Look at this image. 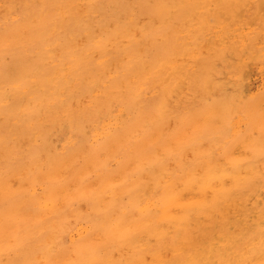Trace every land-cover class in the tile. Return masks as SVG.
<instances>
[{"label":"rangeland","instance_id":"obj_1","mask_svg":"<svg viewBox=\"0 0 264 264\" xmlns=\"http://www.w3.org/2000/svg\"><path fill=\"white\" fill-rule=\"evenodd\" d=\"M103 1L104 0H70V1L57 0L54 3L55 5L52 4L51 6L48 5L47 1L45 0H41V1L40 0H22V1L0 0V8L2 9L4 8L3 6H5V9H7V10L3 9L0 11V24L3 23L0 25V50L2 49L0 51V54L4 56L3 57L0 55L1 58L0 61H2L0 62V68L7 64L5 66V69L7 70L5 74L6 78L2 79V77H0V108H1L0 109V140L4 139L3 142H0V146L1 145L4 146L5 144L4 148L0 147V185H1L0 188L3 189V190L0 189V228H1L0 264H13V263L14 264L16 263L17 264L18 263L19 264H29V263L30 264L32 263L33 264L34 263L35 264L36 263L37 264H58V263L78 264L79 261L81 262V260L84 261L85 259L88 258L89 251L84 250L83 253L84 258L82 257L80 259V257L77 255L76 248L74 247V241H76L79 237L86 235L87 232L90 230L92 224L99 221L104 213L112 214L114 217H117L123 212L128 213V217L130 216L132 217L133 227L135 226L136 222L138 221L137 218L138 213L132 210V208L130 207L129 197L127 193L136 184H138L141 187L143 186L145 187L147 185L145 188L148 191H152L153 190L152 186H154L153 185L154 181L150 176H148L150 170L152 172L158 173L160 177H162V170L169 174L173 173L172 175H175V173L178 171L180 167L190 168V169L197 168L196 172H199L198 169L199 168L201 169L203 166L201 165V163L202 162L205 163L206 161H210L212 164L225 166V167H233L235 163L241 162L244 163V166L252 167L253 170L256 172L254 174V172L252 173L250 171V168H245V167L242 168L245 170L244 175L248 177L246 178L247 180L246 186L230 194L226 202H223V204L220 206V210L211 212L209 216H205L203 214H196V215H190L189 218L184 219L187 220V222L186 221L185 222L187 223L188 230L187 231L183 230L182 233L183 236L187 235L188 237H190L185 243H184L185 240H182L183 242L182 247L184 248V250L196 249L198 252L205 253L206 251L204 247L205 245L208 244V242H210L213 245V246L211 245L212 247L226 245L231 243L233 239H240L241 237L239 235H243L246 231L259 230L261 231L264 237V172H263L264 170V162H263L264 161V99H263L264 97V0H242L241 3L235 4L236 6L234 5L235 7L231 8L234 10L235 14L234 13L233 14L235 16L233 14H225V15L223 14L219 16L214 15L211 10V8H213L212 3H209L206 4L205 8L207 9L209 8L210 13L208 11H205L203 7H202V12L197 10H189L187 14H184V16L182 15V17L177 22L174 29H171L169 28V26H167L168 18H172L174 15V8H170L171 10L170 9L168 10L167 13L168 15H165L163 20L160 19L159 16L157 15V12H155L157 8L160 5H162L161 1L170 2L172 0H168V1L148 0V2L147 0H143L145 3H143L142 0H121L122 1L121 6L123 5V7L119 6L121 8L115 5L114 2H112L111 0H105L104 2ZM177 1H179L180 3H176ZM205 1L207 2L208 0ZM172 2L176 3V6L183 5L184 7H187L190 6L192 2H194V0H182V1L173 0ZM243 3H245V5ZM152 6H154L156 9L153 8ZM19 11L21 13H19ZM31 11L33 12L35 11V12L33 13ZM150 11H152L153 13L151 12L150 14L149 13ZM76 13H77L76 16L82 18V22L79 23L80 25L75 24L74 26H72L71 35L70 36L66 35L67 37L63 39L64 32L57 30L56 27H58L57 25H59V28L66 27L67 26L66 21H68V19L74 16ZM48 14L50 16H48ZM117 14H119L120 16ZM23 15L26 16L25 19ZM145 15L147 17L146 20H144ZM199 15H204V21H203L204 26L202 27H201L202 24H198V20L200 17ZM208 15L209 17H207ZM57 17L59 18L60 22H58ZM65 17H67V19ZM211 19L212 21L213 19L215 21L212 22V26L210 24ZM119 21H121V23ZM129 21H131V23ZM156 22H158L159 26L157 25ZM108 23H110V26ZM124 23L125 26L128 27L127 30L128 33L129 32L132 33V34L130 33L128 34L130 37L121 35L120 25L118 26V24H124ZM206 26L209 29L206 28ZM100 27L102 29H100ZM160 28H162L161 31ZM37 29L45 30V33L42 36L43 39H37V37L35 36L36 35L35 32ZM148 29L150 30L148 31ZM224 30L226 32V35ZM190 33L198 34V37L191 38ZM151 34L153 35L151 36ZM169 36H172L173 39H168ZM226 38L228 39L226 40ZM216 39H218L219 42ZM169 41H172V46L170 50L171 55H167V56L171 57L174 60V62L176 61L175 63L179 62L178 71L182 73L181 74L182 82L180 83L181 89L178 92L170 91L165 96L167 100V106L166 107L164 106L163 110L166 113L164 112L165 114L164 119L160 120L155 125V129L157 128L156 131L158 132L157 134L155 129L152 130L150 128L151 126L150 124L154 125V122L151 120L153 119V115L156 114L154 105L159 100L162 99L161 89L163 83L161 84V79L165 80V78L164 76L161 77V75L160 78L155 77V72L152 70L153 69L152 65L147 58H149V56L152 53H157L158 57L163 56V54L160 53L162 52V50L160 49V51H157V49L159 47L163 49L166 45V42ZM33 42H36V44ZM15 44L18 45L15 46ZM118 44L121 46H119ZM126 45L129 48L131 46L132 48L131 51L133 53L131 51L128 52L127 50L128 47ZM144 45H146V47ZM190 47L195 51H192ZM102 48L105 49L104 54L101 50ZM141 51L142 53H140ZM219 51L223 52L222 58L217 56V53ZM22 52L24 53L23 57H21ZM179 53L182 55H180ZM31 54L33 55V57ZM75 56L80 57V59H78L77 61H73L72 57ZM198 56L203 58L212 56L213 58L212 61L213 69L211 70V68L209 67L208 81L206 82L197 83L191 81L188 76L189 70L192 67V61L194 60V58ZM112 58L115 59L114 62ZM16 59L18 61H22V66L18 70L21 76L18 74L19 75L18 78L16 77V70L14 67ZM138 59H142V64H140L141 68L138 67L139 65L137 62ZM32 60L35 61L33 62ZM29 62H31V64ZM199 67L206 68L205 65H201V64ZM56 68L57 70L55 71ZM104 70L107 73H105ZM11 71L15 75L12 74L11 76ZM43 71H45L46 75L43 77L38 76ZM75 71H78L80 73L77 76H75L74 75ZM209 77L211 79H209ZM126 78L128 79V81ZM29 80L32 82H30ZM61 80L64 81L62 82ZM20 81L25 83H27L26 81L30 82L29 85H31L33 90L24 93L23 92L21 93V91L16 92V89L18 88L19 89L22 88L23 90V84L20 83ZM55 83L58 85H56ZM64 83H66L67 85ZM205 88L207 90H204ZM40 95H42L41 96L42 98L40 97ZM136 95H138V100H136ZM65 96H67L66 97L67 100L65 99V102H63L60 105L61 107L57 108L56 110V108H54V105L56 103L58 104L59 99L64 98ZM17 97H18V101L17 103H15ZM220 97L221 98L231 97L227 101V108L230 106L228 108L230 110V114L228 113L229 115L227 116V119L225 121L221 120L218 116L213 115L214 113L205 112L206 108H209V106L212 107L214 105L213 101L215 102L221 99ZM244 98H246V100ZM29 99L30 102H28ZM131 99H134L135 102L134 109L136 111L132 109L133 111L131 110L128 112L126 110L127 102L128 100ZM35 109L37 111H35ZM49 109L51 112L48 111ZM209 109H215V108H209ZM53 110H55L57 113L54 112ZM37 112L38 114H36ZM44 112L45 113L47 112L46 114L48 115H46ZM16 113L18 116L16 115ZM100 113H102V115ZM132 113L134 114L139 113V116L137 118L138 123L135 122V124L132 123L124 128H121L118 130L117 136L108 138L106 134L107 131H109L110 129H117L121 121H127L131 115L132 116L134 115ZM31 114L34 115V116L32 115L34 119L31 116ZM6 116L8 119L6 118ZM9 116H11V118H9ZM205 116L207 118H210L212 122L203 124L202 121L205 119L204 118ZM75 117H77V119L80 120L76 125L77 127L75 125L71 127L69 125V121L71 118H75ZM101 119L102 121H100ZM5 120H7L6 123L4 122ZM91 120L94 121L93 122L94 124H92ZM96 120L98 121L96 122ZM17 123L20 125V128L23 126L21 128V131H19L18 134L8 133L7 131L8 126L12 124L16 125ZM38 123H41L43 127L47 128L46 129L47 134L44 137L45 141L43 140V137L41 138L40 135L42 128L39 129L38 126L36 127ZM49 123H52V125L50 126ZM86 124L87 127L85 126ZM141 124L143 127L141 126ZM121 132H123L122 137H121ZM112 139L114 142H112ZM180 141L182 142L180 143ZM105 142L108 144H106ZM45 144H47L46 150H42L41 147H44ZM64 144L66 147L64 146ZM109 144L112 147H110ZM112 144H114L115 147ZM238 144H240L241 147V148L239 147V149H238L239 146ZM156 147L158 148L156 149ZM75 148H77V150ZM78 148L79 149L81 148L80 151ZM84 148L87 151L83 150L82 152V149ZM172 150H174V152H172ZM235 151L236 154L234 153ZM81 152H82V156H80ZM88 152L89 154L91 153L92 154L89 155ZM68 153L70 156L68 157L70 159L69 161H67L66 159ZM73 153L76 155H74ZM188 153L190 156L188 155ZM71 157L74 159H72ZM163 157H165L166 160ZM187 157L188 158L190 157L189 160ZM57 159L60 161L59 163H55ZM159 159H161L160 160L161 162L159 161ZM50 160H53L54 163H51ZM156 162L161 164L160 165L156 164ZM180 162L182 163L180 164ZM64 163L68 167L67 166L65 167ZM72 167L74 168L75 171L73 170ZM81 170L82 172H80ZM91 170L93 171V173ZM14 172L15 174L18 175H14ZM58 172L60 173L59 176H58ZM41 174L45 176L48 175V179H46L47 177H44L43 180V175ZM246 174L247 175L250 174V175L247 176ZM39 176L40 179L38 178ZM52 178L54 179L52 180ZM25 180L29 182V184L27 183L28 186L30 185L29 187L25 185L26 184L24 183ZM150 180L152 181V183ZM6 182L8 183L6 184ZM17 183H19V185ZM5 190L7 192H5ZM209 192L210 190H208L205 193L206 198L210 197L211 193ZM5 193L6 195L4 196ZM13 195L15 196V198ZM29 195H32V198L30 197L29 199ZM33 196L35 198H33ZM188 196L190 197L189 193L181 192V198H180L181 205L186 203V200L189 198ZM44 197H48L45 200L47 201L48 206H46V208H44L42 211V209H40V205L41 202L45 199ZM61 200L64 203H62ZM102 201H104L105 203ZM23 202H25L26 204ZM59 202L61 203V206ZM20 204H22L23 206ZM19 207L22 210L19 209ZM183 209H184L183 206L173 208V210L179 214H183ZM40 210L42 211L41 216H40ZM51 211L53 212L51 213ZM100 212L101 214H98ZM47 213L48 214L50 213L49 219L51 218V220L48 219ZM42 215H44L45 218L44 216L42 218ZM9 219H11L10 220L11 222L9 221ZM53 221L55 222L53 223ZM47 223H50L52 228L46 230ZM59 223L60 225H58ZM30 226L31 228H33L32 230ZM37 226L39 227L37 228ZM53 226L57 229H55ZM17 235H19L20 237ZM9 237H10V241L8 240ZM169 240L170 238L168 237L166 244ZM151 241L153 242V238H151ZM90 242L104 243L107 249L109 250V253L111 254L112 258L117 259L118 261H121L124 264H126V260L129 254L131 253V247L128 244L126 243L119 244L117 241L113 239L103 238V234L99 231H92L90 233ZM56 243L57 245H55ZM116 243L119 245H117ZM40 244L41 246L39 247L38 245ZM17 248H19L20 250ZM22 248L23 250L26 251H23ZM122 248H123V252L121 250ZM43 250L45 251L42 252ZM6 251L9 253H7ZM244 252H247V249ZM16 253L17 254L20 253V254L17 255ZM170 255L171 252L168 249V247H164L163 255H162L163 258H168ZM208 255L212 259L210 261L213 264H217V257L211 256L210 251L208 252ZM142 256L146 264H152V259L150 254L143 252ZM32 257L33 258L37 257L36 258L37 262ZM68 257L69 258L73 257V258L72 259L70 258L68 260ZM41 259L42 260L44 259L43 261H45L46 263L43 262ZM72 260H74L75 262ZM239 262H242V264H264V250L262 252H259V254L256 257H251L250 255L244 253L240 261L238 260V257H233L232 259L230 258V264H239Z\"/></svg>","mask_w":264,"mask_h":264},{"label":"bare ground","instance_id":"obj_2","mask_svg":"<svg viewBox=\"0 0 264 264\" xmlns=\"http://www.w3.org/2000/svg\"><path fill=\"white\" fill-rule=\"evenodd\" d=\"M22 1V0H21ZM41 1V0H40ZM47 1V4L48 5H51L54 4L56 1L55 0H45ZM65 1V0H64ZM70 1V0H69ZM105 1V0H104ZM103 1V2H104ZM112 2H114L115 5H117L118 7L121 6L122 4V1L121 0H111ZM143 1V0H142ZM150 1V0H149ZM166 1V0H164ZM168 1V0H167ZM173 1V0H172ZM162 2L161 1V4L157 10L155 12H157V15L159 16L160 19L163 20L164 16L165 15H168V10L170 8H174V15L172 18H168V22H167V26H169V28L171 29H174L177 22L180 20V18L182 17V15L184 16V14H187L189 10H197V11H200L202 12V7L205 11H208L210 13V10L209 8H205L206 4H209V3H212V6L213 8H211L212 12L214 15H225V14H235L234 10L231 9L232 7H235L236 5L235 4H238V3H241L242 0H208L207 2L205 0H194V2H192V4L190 6H187V7H184L183 5H179V6H176V3H180L179 1H177L176 3L174 2ZM175 1V0H174ZM182 1V0H181ZM18 2V1H17ZM29 2V1H28ZM62 2V1H61ZM91 2V1H90ZM88 2V3H90ZM99 2V1H98ZM101 2V1H100ZM107 2V1H106ZM140 2V1H139ZM148 2V0H147ZM15 3V2H14ZM40 3V2H39ZM71 3V2H70ZM143 3H145L143 1ZM258 3V2H257ZM6 4V3H5ZM38 4V3H36ZM35 4V5H36ZM68 4V3H67ZM113 4V5H114ZM141 4V3H140ZM139 4V5H140ZM245 5V3H243ZM18 5V4H17ZM23 5V4H22ZM32 5V4H31ZM33 5V6H35ZM43 5V4H42ZM55 5V4H54ZM81 5V4H80ZM101 5V4H100ZM125 5V3H124ZM129 5V4H128ZM127 5V6H128ZM235 5V6H234ZM38 6V5H37ZM104 6V5H103ZM186 6V5H185ZM258 6V4H257ZM4 8H0V11L1 10H7L5 9V6H3ZM14 7H15V4H14ZM20 7V6H19ZM22 7V6H21ZM29 7V6H28ZM62 7V6H61ZM72 7V6H71ZM75 7V6H74ZM73 7V8H74ZM101 7V6H100ZM123 7V5L121 6ZM119 7V8H121ZM130 7V6H129ZM140 7V6H139ZM138 7V8H139ZM153 8L156 7V4H155V7L152 6ZM260 7V6H259ZM11 8H12V5H11ZM34 8V7H33ZM85 8V6H84ZM115 8V7H114ZM133 8V7H132ZM15 9V8H14ZM37 9V8H36ZM51 9V8H50ZM56 9V8H55ZM60 9V8H59ZM71 9V8H70ZM75 9V8H74ZM113 9V8H112ZM123 9V8H122ZM146 9V8H145ZM156 9V8H155ZM34 10V9H33ZM42 10V9H41ZM52 10V9H51ZM85 10V9H84ZM103 10V9H102ZM106 10V9H105ZM139 10V9H138ZM151 10V9H150ZM171 10V9H170ZM238 10V9H237ZM258 10V9H257ZM9 11V10H8ZM21 11V10H20ZM19 11V13H21ZM24 11V10H23ZM40 11V10H39ZM54 11V10H53ZM63 11V10H61ZM60 11V12H61ZM71 11V10H70ZM78 11V10H77ZM80 11V10H79ZM86 11H87V8H86ZM122 11V10H121ZM133 11V10H132ZM143 11V10H141ZM146 11V10H145ZM263 11V10H262ZM33 12V11H31ZM35 12V11H34ZM33 12V13H34ZM37 12V10H36ZM57 12V11H56ZM72 12V11H71ZM105 12V11H104ZM112 12V11H111ZM123 12V11H122ZM130 12V11H128ZM140 12V11H139ZM152 11H150L149 13L151 14ZM154 12V13H155ZM257 12V11H256ZM4 13V12H3ZM15 13V12H14ZM48 13V12H47ZM67 13V12H66ZM87 13V12H86ZM120 13V12H119ZM138 13V12H137ZM143 13V12H142ZM153 13V12H152ZM58 14V13H57ZM61 14V13H60ZM82 14V13H81ZM85 14V13H84ZM101 14V13H100ZM121 14V13H120ZM144 14V13H143ZM142 14V15H143ZM149 14V15H150ZM196 14V13H194ZM233 14V15H234ZM262 14V13H261ZM29 15V14H28ZM30 15H33V14H30ZM52 15V14H51ZM77 13L70 17L68 19V21H66L67 23V26L64 27V28H59V25H57L58 27L57 30L59 31H63L64 34H63V39H65V37H67L66 35H71V29H72V26H74L75 24H79L82 22V18L79 17V16H76ZM96 15V14H95ZM112 15V14H111ZM119 15V14H117ZM128 15V13H127ZM133 15V14H132ZM139 15V14H138ZM141 15V16H142ZM147 15V14H146ZM145 15V18L144 20L147 19ZM190 15V14H189ZM198 15V13H197ZM24 16V15H23ZM48 16H50L48 14ZM82 16V15H81ZM89 16V14H88ZM94 16V15H93ZM120 16V15H119ZM123 16V15H122ZM125 16V15H124ZM140 16V15H139ZM199 20H198V24H202V26H204V15H199ZM235 16V15H234ZM238 16V15H237ZM263 16V15H262ZM26 16H24V19H25ZM28 17V16H27ZM56 17V16H55ZM106 17V16H105ZM132 17V16H131ZM156 17V16H155ZM188 17V16H187ZM209 17V15L207 16ZM239 17V16H238ZM16 18V17H15ZM32 18V17H31ZM43 18V17H42ZM52 18V17H51ZM58 18V17H57ZM62 18V17H61ZM67 19V17H65ZM84 18V17H83ZM87 18V17H86ZM90 18V17H89ZM107 18V17H106ZM129 18V17H128ZM126 18V19H128ZM141 18V17H140ZM192 18V17H191ZM240 18V17H239ZM7 19V18H6ZM122 19V18H120ZM124 19V18H123ZM125 19V20H126ZM139 19V18H138ZM183 19V18H182ZM31 20V19H30ZM50 20V19H49ZM58 22L59 21V18L57 19ZM88 20V19H87ZM133 20V19H132ZM156 20V18H155ZM161 20V21H162ZM208 20V18H207ZM222 20V18H221ZM16 21V20H15ZM34 21V20H33ZM84 21V20H83ZM93 21V20H92ZM112 21V20H111ZM136 21V20H135ZM153 21V20H152ZM159 21V20H158ZM214 21V19H213ZM212 19H211V26H212ZM6 22V21H5ZM17 22V21H16ZM57 22V21H56ZM62 22V21H61ZM91 22V21H90ZM121 23V21H119ZM131 23V21H129ZM137 22V21H136ZM215 22V21H214ZM228 22V21H227ZM89 23V22H88ZM105 23V22H104ZM145 23V22H144ZM157 25H158V22H156ZM206 23V22H205ZM207 23V24H209ZM218 23V22H217ZM222 23V22H221ZM220 23V24H221ZM246 23V22H245ZM3 24V23H1ZM0 24V25H1ZM15 24V23H14ZM13 24V25H14ZM37 24V23H36ZM57 24V23H56ZM109 26H110V23H108ZM147 24V23H146ZM153 24V23H152ZM162 24V23H161ZM226 24V23H225ZM224 24V25H225ZM234 24V23H232ZM53 25V24H51ZM65 25V24H64ZM63 25V26H64ZM80 25V24H79ZM90 25V24H89ZM104 25V24H103ZM120 25V29H121V35H124L126 37H128L129 33H128V27L125 26V23L124 24H118V26ZM131 25V24H130ZM141 25V24H140ZM148 25V24H147ZM151 25V24H149ZM239 25V24H238ZM78 26V25H77ZM102 26V25H101ZM113 26V25H112ZM154 26V25H153ZM156 26V25H155ZM159 26V25H158ZM163 26V25H162ZM161 26V27H162ZM192 26V25H191ZM195 26V25H194ZM200 26V25H199ZM210 26V27H211ZM220 26V25H219ZM222 26V25H221ZM235 26V25H234ZM251 26V25H249ZM9 27V26H8ZM53 27V26H52ZM91 27V26H90ZM114 27V26H113ZM132 27V26H131ZM198 27V26H197ZM200 27V28H201ZM217 27V26H215ZM229 27V26H228ZM7 28V27H6ZM78 28V27H76ZM138 28V27H137ZM206 28H208L206 26ZM36 29V28H35ZM98 29V28H97ZM100 29H102L100 27ZM132 29V28H131ZM145 29V28H144ZM162 28H160V31H161ZM166 29V28H165ZM164 29V30H165ZM209 29V28H208ZM249 29V28H248ZM76 30V29H75ZM126 30V31H125ZM143 30V29H142ZM150 29H148L149 31ZM212 30V29H211ZM242 30V29H241ZM29 31V30H28ZM52 31V30H51ZM86 31V30H85ZM105 31V30H103ZM217 31V30H216ZM223 31V30H222ZM49 32V31H48ZM77 32V31H75ZM95 32V31H94ZM136 32V30H135ZM142 32V31H141ZM156 32V31H155ZM154 32V33H155ZM165 32V31H163ZM186 32V31H185ZM225 32V30H224ZM36 37L37 39H43L42 36L43 34L45 33V30L44 29H37L36 30ZM54 33V31H53ZM56 33V32H55ZM82 33V32H81ZM97 33V32H96ZM143 33V32H142ZM159 33V32H158ZM180 33V32H179ZM184 33V32H183ZM219 33V32H218ZM238 33V32H237ZM31 34V33H30ZM49 34V33H48ZM52 34V33H51ZM90 34V32H89ZM132 34V33H130ZM156 34V33H155ZM210 34V33H209ZM239 34V33H238ZM253 34V33H252ZM251 34V35H252ZM27 35V34H26ZM29 35V34H28ZM58 35V34H56ZM136 35V34H135ZM153 34H151L152 36ZM161 35V34H160ZM225 35H226V32H225ZM233 35V34H232ZM245 35V34H244ZM73 36V34H72ZM134 36V35H133ZM145 36V35H144ZM150 36V35H149ZM157 36V35H156ZM163 36V35H162ZM221 36V35H220ZM250 36V35H249ZM46 37V36H45ZM44 37V38H45ZM130 37V36H129ZM135 37V36H134ZM190 37L191 38H196L198 37V34H191L190 33ZM212 37V36H211ZM223 37V35H222ZM228 37V36H227ZM231 37V36H230ZM246 37V36H244ZM33 38V36H32ZM72 38V37H71ZM74 38V37H73ZM85 38V37H84ZM114 38V37H113ZM117 38V37H115ZM140 38V37H139ZM160 38V37H159ZM225 38V37H224ZM31 39V38H30ZM82 39V38H81ZM121 39V38H120ZM123 39V38H122ZM137 39V38H136ZM168 39H173L172 36H169ZM201 39V38H200ZM221 39V37H220ZM228 38H226L227 40ZM79 40V39H78ZM111 40V39H110ZM132 40V39H131ZM152 40V39H151ZM154 40V38H153ZM156 40V39H155ZM164 40V39H163ZM184 40V39H182ZM205 40V39H204ZM218 41V39H216ZM241 40V39H240ZM35 41V40H34ZM74 41V40H73ZM137 41V40H136ZM197 41V40H196ZM221 41V40H220ZM37 42V41H36ZM36 42H33L36 44ZM71 42V40H70ZM80 42V41H79ZM123 42V41H122ZM164 42V41H163ZM184 42V41H183ZM215 42V41H214ZM219 42V41H218ZM245 42V41H244ZM120 43V42H119ZM158 43V42H157ZM203 43V42H202ZM201 43V44H202ZM226 43V42H225ZM241 43V42H240ZM259 43V42H258ZM80 44V43H79ZM122 44V43H121ZM129 44V43H128ZM150 44V43H149ZM159 44V43H158ZM192 44V43H191ZM18 45V44H15V46ZM24 45V44H23ZM26 45V44H25ZM31 45V44H30ZM83 45V44H82ZM119 45V44H118ZM241 45V44H240ZM39 46V45H38ZM63 46H64V43H63ZM74 46V45H73ZM111 46V45H110ZM113 46V44H112ZM121 46V45H119ZM127 46V45H126ZM146 47V45H144ZM171 46H172V41H169V42H166V45L165 47L162 49L161 47H159L157 49V51H160V49L162 50V52H160L161 54H163V56L161 57H158V54L157 53H152L149 58H147L151 65H152V70L155 72V77H158L160 78V75L161 77L164 76L165 80L161 79V84H162V89H161V92H162V99L159 100L155 105H154V109L156 111V114L153 115V119H151L153 122H154V125L153 124H150V128L153 130L155 129V125L157 124V122H159L160 120L164 119L165 117V114H164V106L166 107L167 106V100L165 98L166 94L169 93L170 91H176L178 92L180 89H181V85L180 83L182 82L181 81V72L178 71V63H175L174 60L167 56V55H171ZM185 46V45H184ZM189 46V45H188ZM198 46V44H197ZM200 46V45H199ZM128 47V46H127ZM134 47V46H133ZM195 47V46H194ZM64 48V47H62ZM95 48V47H94ZM108 48V47H107ZM113 48V47H112ZM138 48V46H137ZM174 48V47H173ZM182 48V47H181ZM191 48V47H190ZM111 49V48H110ZM131 46L130 48L128 47V52L131 51ZM135 49V48H134ZM150 49V48H149ZM156 49V47H155ZM192 49V48H191ZM257 49V48H256ZM2 50V49H1ZM0 50V51H1ZM7 50V49H6ZM5 50V51H6ZM23 50V49H22ZM77 50V49H76ZM96 50V49H95ZM103 54L105 53V49H101ZM123 50V49H122ZM125 50V49H124ZM139 50V48H138ZM199 50V49H198ZM222 50V49H221ZM11 51V50H10ZM126 51V50H125ZM145 51V50H144ZM183 51V50H182ZM192 51H195L192 49ZM16 52V51H14ZM19 52V51H18ZM17 52V53H18ZM59 52V51H58ZM57 52V53H58ZM90 52V51H89ZM127 52V53H128ZM132 52V51H131ZM189 52V51H188ZM197 52V51H196ZM195 52V53H196ZM202 52V51H201ZM10 53V52H9ZM8 53V55H9ZM80 53V52H79ZM122 53H125V52H122ZM133 53V52H132ZM137 53V51H136ZM142 53V51L140 52ZM159 53V52H158ZM194 53V54H195ZM21 54V53H20ZM35 54V53H34ZM94 54V53H92ZM180 54V53H179ZM193 54V53H192ZM1 55V54H0ZM7 55V56H8ZM24 53L22 52V56L23 57ZM30 55V54H29ZM32 55V54H31ZM115 55V54H114ZM118 55V53H117ZM182 55V54H180ZM3 56V55H1ZM102 56V55H101ZM120 56V55H119ZM175 56V55H174ZM196 56V55H195ZM215 56V54H214ZM217 56L222 58L223 57V52L222 51H219L217 53ZM255 56V55H254ZM4 57V56H3ZM17 57V56H16ZM15 57V58H16ZM33 57V55H32ZM31 57V58H32ZM35 57V56H34ZM94 57V56H93ZM114 57V56H113ZM123 57V56H122ZM131 57V55H130ZM176 57V56H175ZM181 57V56H180ZM256 57V56H255ZM18 58V57H17ZM30 58V59H31ZM36 58V57H35ZM38 58V56H37ZM73 58V61H77L78 59H80V57L78 56H75V57H72ZM108 58V57H107ZM141 58V57H139ZM146 58V57H145ZM192 58V56H191ZM254 58V57H252ZM1 59V58H0ZM24 59V58H23ZM26 59V58H25ZM113 59V58H112ZM121 59V58H120ZM177 59V58H176ZM180 59V58H179ZM183 59V58H182ZM181 59V60H182ZM22 60V59H20ZM37 60V59H36ZM39 60V59H38ZM111 60V59H110ZM115 59H113V62H114ZM123 60V59H122ZM136 60V58H135ZM180 60V61H181ZM33 61V60H32ZM35 61V60H34ZM33 61V62H34ZM126 61V60H125ZM129 61V60H128ZM212 61H213V58L212 56H208L207 58H203V57H196L194 58V60L192 61V67L190 68L189 70V73H188V76H189V79L191 81H194V82H197V83H201V82H206L208 81V69L209 67L211 68V70L213 69V66H212ZM2 62V61H0ZM10 62V61H9ZM13 62V61H12ZM111 62V61H110ZM138 62V67H140V64H142V59H138L137 60ZM198 62V63H197ZM244 62V61H243ZM31 64V62H29ZM10 64V63H9ZM69 64V63H68ZM108 64V63H107ZM111 64V63H109ZM133 64V63H132ZM201 65H205L206 68H202V67H199ZM7 65V64H6ZM5 65V66H6ZM116 65V64H115ZM150 65V64H149ZM5 66H2L0 68V77H2V79H5L6 78V72L7 70L5 69ZM22 66V61H18L17 59L15 60V70H16V77L18 78L19 77V68ZM63 66V65H62ZM113 66V65H112ZM130 66V65H128ZM133 66V65H132ZM145 66V65H143ZM23 67H24V64H23ZM23 67H22V70H23ZM32 67V66H31ZM13 68V67H12ZM30 68V66H29ZM102 68V67H101ZM106 68V67H105ZM141 68V67H140ZM144 68V67H143ZM9 69V68H8ZM26 69V68H25ZM99 69V68H98ZM115 69V67H114ZM131 69V68H130ZM137 69V68H136ZM150 69V68H149ZM187 69V68H186ZM10 70V69H9ZM34 70V69H33ZM42 70V69H41ZM57 70V68L55 69V71ZM110 70V69H109ZM30 71V70H29ZM118 71V69H117ZM23 72V71H22ZM71 72V71H70ZM105 72V70H104ZM121 72H124V71H121ZM127 72V71H125ZM151 72V70H150ZM179 72V73H178ZM28 73V72H27ZM41 73V72H40ZM69 73V72H68ZM80 72L78 71H75L74 75L77 76ZM98 73V72H96ZM107 73V72H105ZM131 73V71H130ZM187 73V71H186ZM12 74H14L12 71H11V76ZM19 74V75H18ZM60 74V72H59ZM65 74V73H64ZM71 74V73H70ZM112 74V73H111ZM118 74V73H117ZM123 74V73H121ZM133 74V73H132ZM15 75V74H14ZM46 73L45 71H43L40 75V77H43L45 76ZM52 75V74H51ZM68 75V74H67ZM139 75V74H138ZM21 76V75H20ZM66 76V75H65ZM73 76V75H72ZM85 76V75H83ZM146 76V75H145ZM15 77V78H16ZM33 77V75H32ZM52 77V76H51ZM88 77V75H87ZM114 77V76H113ZM132 77V75H131ZM147 77V76H146ZM184 77V76H183ZM241 77V76H240ZM9 78V77H8ZM47 78V77H46ZM86 78V77H85ZM83 78V79H85ZM105 78V77H104ZM115 78V77H114ZM120 78V77H119ZM149 78V77H148ZM110 79V78H109ZM113 79V78H112ZM127 79V78H126ZM133 79V78H132ZM147 79V78H146ZM183 79V78H182ZM209 79H211L209 77ZM227 79V78H226ZM9 80V79H8ZM7 80V81H8ZM34 80V78H33ZM60 80V79H59ZM57 80V81H59ZM69 80V79H68ZM98 80V79H97ZM100 80V79H99ZM107 80V79H106ZM160 80V79H159ZM218 80V79H217ZM216 80V82H217ZM221 80V79H220ZM228 80V79H227ZM19 81V80H18ZM30 81V80H29ZM62 82L64 80H61ZM104 81V80H103ZM110 81V80H109ZM128 81V79H127ZM10 82V81H9ZM13 82V81H12ZM27 83L25 82H22L20 81V83L23 84V90L22 88L21 89H16V92H19L21 91V93L23 92H29L30 90H33L30 82L26 81ZM71 82V81H70ZM73 82V81H72ZM107 82V81H106ZM131 82V81H130ZM136 82V81H135ZM223 82V80H222ZM234 82V81H233ZM14 83V82H13ZM104 83V82H103ZM108 83V82H107ZM116 83V82H115ZM114 83V84H115ZM158 83V82H157ZM156 83V84H157ZM56 84V83H55ZM66 84V83H64ZM113 84V85H114ZM127 84V83H126ZM159 84V83H158ZM219 84V83H218ZM224 84V83H223ZM226 84V83H225ZM58 85V84H56ZM67 85V84H66ZM88 85V84H87ZM95 85V84H94ZM116 85V84H115ZM3 86V85H2ZM69 86V85H68ZM71 86V84H70ZM91 86V85H90ZM93 86V85H92ZM105 86V85H104ZM107 86V85H106ZM126 86V85H125ZM130 86V85H129ZM142 86V84H141ZM62 87V86H61ZM66 87V86H65ZM76 87V86H75ZM88 87V86H87ZM96 87V86H95ZM233 87V86H232ZM38 88V87H37ZM40 88V87H39ZM142 88V87H141ZM146 88V87H145ZM157 88V87H156ZM209 88V87H208ZM227 88V87H226ZM99 89V88H98ZM110 89V88H109ZM112 89V88H111ZM240 89V88H239ZM242 89V88H241ZM12 90V89H11ZM45 90V89H44ZM86 90V89H85ZM204 90H207L206 88ZM210 90V89H209ZM224 90V89H223ZM87 91V90H86ZM96 91V90H95ZM156 91V90H155ZM154 91V92H155ZM186 91V90H185ZM262 91V90H261ZM43 92V91H42ZM41 92V93H42ZM64 92V91H63ZM68 92V91H67ZM81 92V91H80ZM79 92V93H80ZM129 92V91H128ZM228 92V91H227ZM236 92V91H235ZM6 93V92H4ZM82 93V92H81ZM103 93V91H102ZM107 93V92H106ZM242 93V92H241ZM260 93V92H259ZM8 94V93H7ZM146 94V93H145ZM235 94V93H234ZM252 94V93H251ZM23 95V94H22ZM49 95V94H48ZM52 95V94H51ZM73 95V94H72ZM105 95V94H104ZM139 95V94H138ZM138 95H136V100H138ZM141 95V94H140ZM223 95V94H222ZM233 95V94H232ZM239 95V94H238ZM8 96V95H7ZM18 96V95H17ZM25 96V95H24ZM42 95H40L41 97ZM53 96V95H52ZM69 96V95H68ZM80 96V95H79ZM226 96V95H225ZM237 96V95H236ZM246 96V95H245ZM249 96V95H248ZM3 97V96H2ZM39 97V98H40ZM46 97V96H45ZM67 96H65L64 98H61L59 99L58 101V104L56 103L54 105V108H60L61 104L63 102H65V99H66ZM71 97V96H70ZM76 97V96H75ZM31 98V96H30ZM36 98V97H35ZM42 98V97H41ZM57 98V97H56ZM59 98V97H58ZM83 98V96H82ZM92 98V97H91ZM217 98V97H216ZM221 98V97H220ZM231 98V97H230ZM229 97L227 98H221L217 101H213L214 105L212 107L209 106V108H215V109H209V108H206L205 112L206 113H214L213 115H216L218 116L221 120L225 121L227 119V116L230 114V110L227 108V101L230 99ZM238 98V97H237ZM75 99V98H74ZM189 99V98H188ZM192 99V98H191ZM246 100V98H244ZM262 99V98H261ZM264 99V97H263ZM20 100V98H19ZM25 100V99H24ZM44 100V99H43ZM67 100V99H66ZM143 100V99H142ZM260 100V99H259ZM18 101V97L16 98V101L15 103H17ZM36 101V100H35ZM40 101V100H39ZM87 101V100H86ZM92 101V100H91ZM30 102V99L29 101ZM117 102V101H116ZM121 102V101H120ZM178 102V101H177ZM231 102V101H230ZM233 102V100H232ZM37 103V102H36ZM55 103V102H54ZM79 103V102H78ZM122 103V102H121ZM211 103V102H210ZM236 103V102H235ZM8 104V103H7ZM116 104V103H115ZM120 104V103H119ZM209 104V103H208ZM232 104V103H231ZM230 104V105H231ZM261 104V103H260ZM49 105V104H48ZM71 105V104H70ZM69 105V106H70ZM263 105V104H262ZM16 106V105H15ZM205 106V105H204ZM11 107V106H10ZM18 107V106H17ZM33 107V106H32ZM31 107V109H32ZM135 107V102H134V99H131V100H128L127 102V107H126V110L129 112L131 111L132 109H134ZM138 107V105H137ZM185 107V106H184ZM46 108V107H45ZM53 108V109H54ZM67 108V107H66ZM147 108V107H145ZM1 109V108H0ZM31 109H28V110H31ZM62 109V108H61ZM73 109V108H72ZM232 109V108H231ZM20 110V109H19ZM135 110V109H134ZM200 110V108H199ZM35 111H37L35 109ZM49 112L50 109L48 110ZM54 112H56L55 110H53ZM62 111V110H61ZM60 111V112H61ZM119 111V110H118ZM133 111V110H132ZM136 111V110H135ZM185 111V110H184ZM198 111V110H196ZM237 111V110H236ZM125 112V111H124ZM45 113V112H44ZM47 113V112H46ZM45 113V114H46ZM57 113V112H56ZM126 113V112H125ZM166 113V112H165ZM229 113V114H228ZM25 114V113H24ZM35 114V113H33ZM31 114V116L33 115ZM38 114V112L36 113ZM102 115V113H100ZM110 114V112H109ZM134 114V113H132ZM171 114V113H170ZM193 114V112H192ZM7 115V114H6ZM11 115V114H9ZM17 115V113H16ZM48 115V114H46ZM108 115V114H107ZM243 115V114H242ZM5 116V115H4ZM18 116V115H17ZM21 116V115H19ZM26 116V115H25ZM34 116V115H33ZM32 116V117H33ZM36 116V115H35ZM39 116V115H37ZM139 116V113H135L133 116L131 115L129 117V119L127 121H121L120 124H119V127L117 129H110L109 131H107V136L108 138L110 137H113V136H117L118 135V130L121 129V128H124L126 126H128L129 124H132L135 122H137V118ZM45 117V115H44ZM71 117V116H70ZM104 117V116H103ZM102 117V118H103ZM114 117V116H113ZM190 117V116H189ZM230 117V116H229ZM7 118V116H6ZM9 118H11V116H9ZM26 118V117H25ZM62 118V117H61ZM65 118V117H64ZM63 118V119H64ZM152 118V117H151ZM169 118V117H168ZM179 118V117H177ZM203 118V117H202ZM205 118V119H204ZM203 119V124H207V123H211L212 121L210 120V118H207L206 116L204 117ZM207 118V119H206ZM2 119V118H1ZM8 119V118H7ZM14 119V118H13ZM21 119V118H20ZM34 119V117H33ZM45 119V118H44ZM43 119V120H44ZM98 119V118H97ZM123 119V118H122ZM127 119V118H126ZM187 119V118H186ZM229 119V118H228ZM22 120V119H21ZM29 120V119H28ZM38 120V119H37ZM55 120V119H54ZM80 119H77V117L75 118H71L70 121H69V125L71 127H73L74 125L76 126L78 124V121ZM125 120V118H124ZM150 120V121H151ZM179 120V119H178ZM7 120H5L4 122L6 123ZM33 121V120H32ZM30 121V122H32ZM92 121V120H91ZM98 120H96L97 122ZM102 121V119L100 120ZM104 121V120H103ZM173 121V119H172ZM197 121V120H196ZM228 121V120H227ZM23 122V121H22ZM59 122V121H58ZM94 121H92V124ZM95 122V123H96ZM105 122V121H104ZM181 122V121H180ZM215 122V120H214ZM220 122V121H219ZM13 123V122H11ZM138 123V122H137ZM3 124V123H2ZM25 124V123H24ZM88 124V123H87ZM87 124L85 125L87 127ZM108 124V123H107ZM220 124V123H219ZM231 124V123H230ZM6 125V124H5ZM31 125V124H30ZM49 125L51 126L52 123H49ZM118 125V124H117ZM172 125V123H171ZM170 125V126H171ZM178 125V124H177ZM176 125V127H177ZM180 125V124H179ZM38 126L39 129H41V138L43 137V140H44V137L45 135L47 134V128L46 127H43L41 123H38L36 125V127ZM102 126V125H101ZM116 126V125H115ZM135 126V125H133ZM142 126V124H141ZM174 126V125H173ZM206 126V125H205ZM23 127V126H22ZM21 127V128H22ZM28 127V126H27ZM77 127V126H76ZM83 127H84V124H83ZM92 127V126H91ZM132 127V126H131ZM140 127V126H139ZM143 127V126H142ZM145 127V126H144ZM231 127V126H230ZM21 128H20V125L17 123L16 125L12 124L10 126H8V133L12 134H18L19 131H21ZM133 128H136V127H133ZM227 128V127H226ZM38 129V130H39ZM86 129V128H85ZM89 129V128H88ZM91 129V128H90ZM138 129V128H137ZM141 129V128H140ZM157 129V128H156ZM155 129V131H156ZM162 129V128H161ZM173 129V128H171ZM222 129V128H221ZM23 130V129H22ZM37 130V131H38ZM43 130V132H42ZM74 130V129H73ZM77 130V129H76ZM126 130V129H124ZM123 130V131H124ZM227 130V129H226ZM225 130V131H226ZM143 131V130H142ZM163 131V130H162ZM205 131V130H204ZM71 132V131H70ZM78 132V131H77ZM136 132V131H135ZM157 132V131H156ZM155 132V133H156ZM166 132V131H164ZM229 132V131H228ZM231 132V131H230ZM2 133V132H1ZM30 133V132H29ZM103 133V132H102ZM123 132H121V137L123 136L122 134ZM149 133V132H148ZM236 133V132H235ZM65 134V133H64ZM68 134V133H67ZM76 134V133H75ZM129 134V133H128ZM136 134V133H135ZM134 134V135H135ZM158 134V132H157ZM225 134V133H224ZM82 135V134H81ZM155 135V134H154ZM153 135V136H154ZM168 135V134H167ZM166 135V136H167ZM84 136V134H83ZM82 136V138H83ZM106 136V137H107ZM125 136V135H124ZM133 136V135H132ZM137 136V135H136ZM140 136V135H139ZM180 136V135H178ZM208 136V135H207ZM15 137V136H14ZM67 137V136H66ZM141 137V136H140ZM155 137V136H154ZM169 137V136H168ZM196 137V136H195ZM194 137V138H195ZM120 138V137H119ZM152 138V136H151ZM150 138V139H151ZM157 138V137H156ZM155 138V139H156ZM167 138V137H166ZM191 138V137H190ZM228 138V137H227ZM29 139V138H27ZM26 139V140H27ZM38 139V138H37ZM65 139V138H64ZM71 139V138H70ZM73 139V138H72ZM78 139V138H77ZM97 139V138H96ZM100 139V138H99ZM121 139V138H120ZM154 139V140H155ZM172 139V138H171ZM208 139V138H206ZM245 139V138H244ZM40 140V139H39ZM38 140V141H39ZM68 140V139H67ZM122 140V139H121ZM125 140V139H124ZM138 140V139H137ZM153 140V139H152ZM191 140V139H190ZM202 140V139H201ZM246 140V139H245ZM4 139H1L0 142H3ZM45 141V140H44ZM47 141V139H46ZM57 141V140H56ZM99 141V140H98ZM111 141V140H110ZM146 141V140H145ZM167 141V139H166ZM171 141V140H170ZM169 141V142H170ZM189 141V140H188ZM203 141V140H202ZM242 141V140H241ZM32 142V141H31ZM97 142V141H96ZM109 142V141H108ZM112 142L113 139H112ZM111 142V143H112ZM134 142V141H133ZM138 142V141H136ZM144 142V141H143ZM182 141H180L181 143ZM191 142V141H190ZM240 142V141H239ZM56 143V142H55ZM78 143V142H77ZM85 143V142H84ZM106 143V142H105ZM155 143V142H154ZM171 143V142H170ZM173 143V142H172ZM184 143V142H183ZM216 143V141H215ZM252 143V142H251ZM4 144V143H3ZM39 144V143H38ZM82 144V142H81ZM108 144V143H106ZM145 144V143H143ZM159 144V143H158ZM164 144V143H163ZM186 144V142H185ZM207 144V143H206ZM209 144H212V143H209ZM218 144V142H217ZM216 144V145H217ZM220 144V143H219ZM84 145V144H83ZM91 145V144H90ZM104 145V144H103ZM114 145V144H112ZM120 145V144H119ZM123 145V144H122ZM166 145V144H165ZM171 145V144H170ZM224 145V144H223ZM239 145V146H238ZM236 146H238V149L240 147V144H238ZM46 146L47 144H45L44 147H41L42 150H46ZM65 146V144H64ZM81 146V145H80ZM100 146V145H99ZM110 147H112L110 144H109ZM130 146V145H129ZM159 146V145H157ZM169 146V145H168ZM173 146V145H172ZM243 146V145H242ZM1 148H4L5 147V144L4 146L1 145L0 146ZM66 147V146H65ZM70 147V146H69ZM84 147V146H83ZM88 147V145H87ZM109 147V148H110ZM115 147V145H114ZM146 147V146H145ZM163 147V146H161ZM170 147V146H169ZM181 147V146H180ZM189 147V146H187ZM23 148V147H22ZM93 148V146H92ZM105 148V147H104ZM108 148V147H107ZM158 147H156L157 149ZM186 148V147H185ZM209 148V147H208ZM207 148V149H208ZM237 148V147H236ZM241 148V147H240ZM243 148V147H242ZM59 149V147H58ZM77 150V148H75ZM74 149V150H75ZM79 149V148H78ZM81 149V148H80ZM79 149V151H80ZM95 149V147H94ZM114 149V148H113ZM145 149V148H144ZM152 149V148H150ZM178 149V148H177ZM83 150H86L85 148L82 149V152ZM107 150V149H106ZM118 150V149H117ZM143 150V149H142ZM163 150V149H161ZM236 150V149H235ZM73 151V150H72ZM70 151V152H72ZM87 151V150H86ZM89 151V150H88ZM109 151V150H108ZM136 151V150H135ZM138 151V150H137ZM147 151V149H146ZM158 151V150H157ZM156 151V152H157ZM177 151V150H176ZM182 151V150H181ZM192 151V150H191ZM205 151V150H204ZM38 152V151H37ZM82 152H81V155L82 156ZM172 152H174V150H172ZM221 152V151H220ZM30 153V152H29ZM108 153V152H107ZM142 153V152H141ZM190 153V152H189ZM188 153V155H189ZM195 153V152H193ZM201 153V152H200ZM203 153V152H202ZM236 154V151L234 152ZM248 153V152H247ZM40 154V153H39ZM71 154V153H70ZM74 154V153H73ZM72 154V155H73ZM89 154V152H88ZM87 154V155H88ZM92 154V153H91ZM89 154V155H91ZM127 154V153H126ZM159 154V153H157ZM172 154V153H171ZM179 154V153H178ZM191 154V153H190ZM2 155V154H1ZM7 155V154H6ZM76 155V154H74ZM84 155V154H83ZM134 155V154H132ZM139 155V154H138ZM169 155V154H167ZM177 155V154H176ZM187 155V156H188ZM40 156V155H39ZM60 156V155H59ZM116 156V155H115ZM127 156V155H125ZM165 156V155H163ZM184 156V155H182ZM190 156V155H189ZM223 156V155H222ZM43 157V156H42ZM70 157L69 156V153H68V156L66 157L67 161H69L70 159L68 158ZM100 157V156H99ZM104 157V156H103ZM124 157V156H123ZM186 157V156H185ZM203 157V156H202ZM212 157V156H211ZM16 158V157H15ZM14 158V159H15ZM28 158V157H27ZM51 158V156H50ZM72 158V157H71ZM82 158V157H81ZM165 158V157H163ZM188 158V157H187ZM190 158V157H189ZM188 158V160H189ZM205 158V157H204ZM74 159V158H72ZM85 159V158H84ZM91 159V158H90ZM197 159V158H196ZM80 160V159H79ZM89 160V159H88ZM161 159H159L160 161ZM166 160V158H165ZM180 160V159H179ZM178 160V161H179ZM208 160V159H207ZM214 160V159H213ZM259 160V159H258ZM74 161V160H73ZM133 161V160H131ZM143 161V160H142ZM154 161V160H152ZM151 161V162H152ZM183 161V160H182ZM199 161V160H197ZM196 161V162H197ZM11 162V161H10ZM51 163H54L53 160H50ZM60 161L57 159V161H55V163H59ZM71 162V161H70ZM88 162V161H86ZM92 162V161H91ZM144 162V161H143ZM150 162V161H148ZM161 162V161H160ZM184 162V161H183ZM187 162V161H186ZM257 162V161H256ZM264 162V161H263ZM134 163V162H133ZM182 162H180L181 164ZM190 163V162H189ZM192 163V162H191ZM195 163V162H194ZM201 163V162H200ZM204 162L201 163L202 168L198 169L199 172H196V169L193 168V169H190V168H182L180 167L178 169V171L175 173V175H172L171 173H167L165 171L162 170V177H160V175L156 172H152L151 170L149 171V175L153 181H154V186L153 187V190L152 191H148L145 187L147 186H139L138 184H136L127 194H128V197H129V205L130 207L132 208V210L136 211L138 213V221L136 222L135 226L133 227V222H132V217H128V213H121L120 215H118L117 217H114L112 214H108V213H104L103 216L101 217V219L95 223L92 224L90 230L87 232L86 235H83L81 237H79L76 241H74V247L76 248V251H77V255L80 257V259L83 257V253H84V250H88L89 251V256L87 259H83L84 261L81 260V262L79 261L78 264H124L123 262L121 261H118L117 259H114L112 258L111 254L109 253V250L107 249L106 245L104 243H97V242H90V233L92 231H99L103 234V238H108V239H113L115 241H117L119 244L121 243H126L128 244L130 247H131V253L129 254L127 260H126V264H146L144 262V258L142 256V253L143 252H146L148 254H150L151 256V259H152V264H213L210 260H212L210 258V256L208 255V252L210 251V254L211 256L213 257H217V264H230V258L232 259L233 257H238V260L240 261L241 260V257L242 255H244V253L250 255L251 257H256L259 252H262L264 250V237H263V234L261 233V231L259 230H256V231H246L243 235H239L241 238L240 239H233L231 243L229 244H226V245H221V246H215V247H212L213 245L208 242L207 245H205V253H202V252H198L196 249L194 250H190V249H185L182 247L183 246V242L182 240H185L184 243L190 238L188 237L187 235H184L183 236V233L182 231L183 230H188V227H187V220H184L185 218H189L190 215H196V214H203L205 216H209L211 212L213 211H218L220 210V206L223 204V202H226V200L229 198L230 194H232L233 192L241 189L242 187H245L246 184H247V180L245 175H244V169L242 168H250V171L254 174L256 171L253 170L252 167H248V166H244V163H241V162H237L233 165V167H225V166H220V165H215V164H212L210 161H206L204 164ZM254 163V162H253ZM17 164V163H15ZM43 164V163H42ZM103 164V163H102ZM111 164V163H110ZM156 164H161V163H158L156 162ZM188 164V163H187ZM197 164V163H196ZM62 165H63V162H62ZM65 165V163H64ZM80 165V164H79ZM86 165H89V164H86ZM118 165V164H117ZM148 165V164H147ZM171 165V164H170ZM257 165V164H256ZM42 166V165H41ZM67 165H65L66 167ZM70 166V165H69ZM78 166V165H77ZM96 166V165H95ZM101 166V165H100ZM146 166V165H145ZM176 166V165H175ZM174 166V168H175ZM179 166V165H178ZM28 167V166H27ZM44 167V166H43ZM64 167V168H65ZM68 167V166H67ZM194 167V166H193ZM200 167V166H199ZM261 167V166H260ZM63 168V169H64ZM73 168V167H72ZM88 168V167H87ZM159 168V167H158ZM170 168V167H168ZM31 169V168H30ZM34 169V167H33ZM52 169V168H51ZM57 169V168H56ZM90 169V168H89ZM163 169V168H162ZM166 169V168H165ZM172 169V168H171ZM74 170V168H73ZM144 170V169H142ZM156 170V169H155ZM167 170V169H166ZM176 170V169H175ZM197 170V171H198ZM257 170V169H256ZM263 170V169H262ZM18 171V170H17ZM25 171V170H24ZM44 171V169H43ZM55 171V170H54ZM75 171V170H74ZM92 171V170H91ZM101 171V170H100ZM160 171V170H159ZM258 171V170H257ZM260 171V170H259ZM21 172V171H20ZM19 172V173H20ZM47 172V171H46ZM82 172V170L80 171ZM248 172V171H247ZM262 172V171H261ZM264 172V170H263ZM51 173V172H50ZM57 173V172H56ZM93 173V171H92ZM250 173V172H249ZM258 173V172H257ZM21 174V173H20ZM39 174V173H38ZM59 172H58V176H59ZM82 174V173H81ZM118 174V173H117ZM14 175H18V174H15L14 172ZM26 175V174H25ZM43 175V174H41ZM50 175V174H49ZM55 175V173H54ZM53 175V176H54ZM62 175V174H61ZM80 175V173H79ZM93 175V174H92ZM116 175V174H115ZM143 175V173H142ZM146 175V174H145ZM247 175V174H246ZM250 175V174H249ZM247 175V176H249ZM57 176V175H56ZM70 176V174H69ZM112 176V175H111ZM134 176V175H133ZM44 177H47L46 179H48V175H43V180H44ZM52 177V176H51ZM50 177V178H51ZM68 177V176H66ZM89 177V176H88ZM113 177V176H112ZM258 177V176H256ZM40 179V176L38 177ZM70 178V177H69ZM115 178V177H114ZM148 178V177H147ZM165 178V179H163ZM11 179V178H10ZM9 179V180H10ZM15 179V177H14ZM54 178H52L53 180ZM68 179V178H67ZM85 179V178H84ZM149 179V178H148ZM257 179V178H256ZM51 180V179H50ZM120 180V179H119ZM123 180V179H122ZM259 180V179H258ZM13 181V180H12ZM22 181V180H21ZM35 181V179H34ZM37 181V180H36ZM148 181V180H147ZM151 181V180H150ZM2 182V181H1ZM11 182V181H10ZM40 182V181H39ZM49 182V181H48ZM69 182V181H68ZM144 182V181H143ZM8 182H6L7 184ZM26 183L25 185H27V183L29 184L28 181L25 180ZM33 183V182H32ZM42 183V182H41ZM95 183V182H94ZM152 183V181H151ZM19 185V183H17ZM16 184V185H17ZM48 184V183H47ZM68 184V183H67ZM71 184V183H70ZM10 185V184H9ZM17 185V186H18ZM21 185V183H20ZM32 185V184H31ZM44 185V184H43ZM72 185V184H71ZM1 186V185H0ZM7 186V185H5ZM16 186V187H17ZM28 186V185H27ZM26 186V187H27ZM30 186V185H29ZM28 186V187H29ZM40 186V185H39ZM47 186V185H46ZM70 186V185H68ZM106 187V186H105ZM104 187V188H105ZM149 187V186H148ZM147 187V188H148ZM5 188V187H4ZM12 188V187H11ZM64 188V187H63ZM69 188V187H68ZM150 188V187H149ZM2 189V188H0ZM71 189V188H70ZM102 189V188H101ZM3 190V189H2ZM6 190H7V187H6ZM5 190V192H7ZM106 190V189H105ZM117 190V189H116ZM115 190V191H116ZM120 190V189H119ZM210 190L209 193H211L210 197L209 198H206V192ZM38 191V190H37ZM45 191V190H44ZM69 191V190H68ZM118 191V190H117ZM121 191V190H120ZM4 192V191H3ZM40 192V191H39ZM181 192H187L189 193L190 197L186 200V203H184L183 205L180 204V198H181ZM10 193V192H9ZM8 193V194H9ZM43 193V191H42ZM7 194V195H8ZM15 194V193H14ZM22 194V193H21ZM25 194V192H24ZM35 194V193H34ZM47 194V193H46ZM116 194V192H115ZM6 195V193L4 194V196ZM23 195V194H22ZM42 195V194H41ZM62 195V194H61ZM119 195V194H118ZM208 195V194H207ZM14 196V195H13ZM3 197V196H1ZM9 197V196H8ZM20 197V195H19ZM30 197L32 198V195H29V199ZM43 197V196H42ZM116 197V196H115ZM234 197V196H233ZM15 198V196H14ZM28 198V197H26ZM33 198H35L33 196ZM41 198V197H40ZM45 199L41 202V205H40V209H43L46 208V206H48V203L47 201H45L48 197H44ZM63 198V197H61ZM66 198V197H65ZM107 198V197H106ZM104 198V199H106ZM103 199V197H102ZM101 199V200H102ZM117 199V198H116ZM26 200V199H25ZM38 200V199H36ZM14 201V199H13ZM12 201V202H13ZM16 201V200H15ZM28 201V200H27ZM62 201V200H61ZM79 201V200H77ZM89 201V200H88ZM255 201V200H254ZM104 202V201H102ZM16 203V202H15ZM18 203V202H17ZM25 203V202H23ZM32 203V202H31ZM60 203V202H59ZM62 203H64L62 201ZM74 203V202H73ZM105 203V202H104ZM228 203V202H227ZM5 204V203H4ZM3 204V205H4ZM26 204V203H25ZM100 204V203H99ZM230 204V203H229ZM16 205V204H15ZM19 205V204H17ZM22 205V204H20ZM84 205V204H83ZM104 205V204H103ZM12 206V205H11ZM14 206V204H13ZM23 206V205H22ZM26 206V205H25ZM60 206H61V203H60ZM58 206V207H60ZM79 206V205H78ZM183 206V214H179L177 213L176 211L173 210L174 207H181ZM5 207V206H4ZM7 207V206H6ZM54 207V206H53ZM84 207V206H83ZM10 208V206H9ZM18 208V207H17ZM26 208V207H25ZM88 208V207H87ZM19 209H21L19 207ZM35 209V208H34ZM82 209V208H81ZM178 209V208H177ZM263 209V208H262ZM16 210V208H15ZM18 210V209H17ZM22 210V209H21ZM29 210V209H28ZM46 210V209H45ZM50 210V209H49ZM86 210V209H85ZM176 210V209H175ZM258 210V209H257ZM42 211L40 210V216L42 214ZM47 211V210H46ZM122 211V210H121ZM261 211V210H260ZM24 212V211H23ZM28 212V211H27ZM31 212V211H30ZM48 212V211H47ZM53 211H51L52 213ZM61 212V211H60ZM59 212V213H60ZM64 212V211H63ZM104 212V211H103ZM107 212V211H106ZM179 212V211H178ZM37 213V212H36ZM67 213V212H66ZM65 213V214H66ZM26 214V213H25ZM29 214V213H28ZM31 214V213H30ZM44 214V212H43ZM48 214V213H47ZM50 214V213H49ZM49 214H48V219H49ZM98 214H101L98 213ZM262 214V213H261ZM32 215V214H31ZM58 215V214H57ZM4 216V215H3ZM2 216V217H3ZM44 215H42V218H43ZM45 216H46V213H45ZM44 216V218H45ZM56 216V215H55ZM57 217V216H56ZM200 217V216H199ZM261 218V217H260ZM4 219V218H3ZM53 219V217H52ZM55 219V218H54ZM11 219H9L10 221ZM41 220V219H40ZM51 220V218L49 219ZM72 220V219H71ZM67 221V220H66ZM186 221V222H185ZM4 222V221H2ZM11 222V221H10ZM49 222V221H48ZM51 222V221H50ZM55 221H53L54 223ZM74 222V221H72ZM80 222V221H79ZM22 223V222H21ZM32 223V222H30ZM58 223V222H57ZM65 223V222H64ZM85 223V222H84ZM17 224V223H16ZM41 224V223H40ZM77 224V223H76ZM87 224V223H86ZM4 225V224H3ZM13 225V224H12ZM21 225V224H20ZM19 225V226H20ZM23 225V224H22ZM32 225V224H31ZM60 225V223L58 224ZM63 225V224H62ZM18 226V228H19ZM28 226V225H27ZM78 226V225H77ZM39 226H37L38 228ZM54 227V226H53ZM72 227V226H71ZM75 227V226H74ZM23 228V227H22ZM21 228V229H22ZM25 228V227H24ZM31 228V226H30ZM49 228H52L51 227V224L50 223H47L46 224V230L49 229ZM55 228V227H54ZM78 228V227H77ZM14 229V228H13ZM33 228H31L32 230ZM57 229V228H55ZM1 230V228H0ZM44 230V229H43ZM19 231V230H18ZM22 231V230H20ZM26 231V230H24ZM65 231V230H64ZM67 231V230H66ZM3 232V230H2ZM37 232V231H35ZM41 232V231H40ZM24 233V232H23ZM39 233V231H38ZM43 233V232H42ZM12 234V232H11ZM35 234V233H34ZM48 234V233H47ZM62 234V233H61ZM54 235V234H53ZM59 235V234H58ZM57 235V236H58ZM9 236V235H8ZM11 236V235H10ZM19 236V235H17ZM34 236V235H33ZM32 236V237H33ZM48 236V235H47ZM46 236V237H47ZM102 236V235H101ZM20 237V236H19ZM26 237V236H25ZM37 237V236H36ZM45 237V236H43ZM50 237V236H49ZM168 237L170 238V240L167 242L166 244V241L168 239ZM3 238V237H2ZM17 238V237H16ZM41 238V237H40ZM151 238H153V242L151 241ZM6 239V238H5ZM13 239H14V236H13ZM22 239V238H21ZM10 241V237L8 239ZM66 240V239H65ZM12 241V240H11ZM27 241V239H26ZM43 241V240H42ZM51 241V240H50ZM59 241V240H57ZM68 241V240H67ZM1 242V241H0ZM4 242V241H3ZM21 242V241H20ZM30 242V241H29ZM37 242V241H36ZM44 242H45V239H44ZM34 243V242H33ZM16 244V243H15ZM39 244V242H38ZM43 244V243H41ZM38 245L39 247L41 246ZM117 244V243H116ZM117 244V245H119ZM8 245V244H7ZM48 245V244H47ZM54 245V244H53ZM57 245V243L55 244ZM212 245V246H211ZM16 246V245H14ZM18 246V244H17ZM25 246V245H24ZM31 246V245H30ZM46 246V245H45ZM60 246V244H59ZM121 246V245H120ZM2 247V246H1ZM7 247V246H6ZM50 247V246H49ZM127 247V245H126ZM164 247H168V249L170 250L171 252V255L168 257V258H163V249ZM8 248V247H7ZM6 248V249H7ZM15 248V247H14ZM38 248V247H37ZM46 248V247H45ZM121 248V247H120ZM16 249V248H15ZM19 249V248H17ZM25 249V248H24ZM34 249V248H33ZM247 249V252H244L245 250ZM10 250V249H9ZM20 250V249H19ZM23 250V248H22ZM35 250V249H34ZM119 250V249H118ZM122 252H123V248L121 249ZM127 250V249H126ZM23 251H26V250H23ZM28 251V250H27ZM45 250H43L42 252H44ZM50 251V250H48ZM53 251V250H51ZM7 252V251H6ZM121 252V253H122ZM9 253V252H7ZM18 253V252H17ZM16 253V254H17ZM32 253V252H31ZM116 253V252H115ZM1 254V253H0ZM11 254V253H10ZM9 254V255H10ZM20 254V253H19ZM17 254V255H19ZM28 254V253H27ZM46 254V253H45ZM72 254V253H71ZM22 255V254H21ZM53 255V254H52ZM122 255V254H121ZM33 256V255H32ZM36 256V255H35ZM39 256V255H38ZM41 256V255H40ZM72 256V255H71ZM8 257V256H7ZM34 257V256H33ZM32 257V258H33ZM14 258V257H13ZM20 258V257H19ZM28 258V257H27ZM37 258V257H36ZM36 258H33L36 260ZM44 258V257H42ZM71 258V257H70ZM68 257V260L70 259ZM73 258V257H72ZM71 258V259H72ZM84 258V257H83ZM42 260V259H41ZM39 260V261H41ZM44 260V259H43ZM42 260V261H43ZM59 260V259H58ZM78 260V259H77ZM22 261V260H21ZM24 261V260H23ZM30 261V260H28ZM38 261V262H39ZM67 261V260H66ZM65 261V262H66ZM71 261V260H70ZM74 261V260H72ZM19 262V261H18ZM37 262V260H36ZM45 262V261H43ZM68 262V261H67ZM75 262V261H74ZM7 263V262H6ZM40 263V262H39ZM46 263V262H45ZM14 264V263H13ZM17 264V263H16ZM19 264V263H18ZM30 264V263H29ZM33 264V263H32ZM35 264V263H34ZM37 264V263H36ZM59 264V263H58ZM68 264V263H67ZM239 264H242V262H239Z\"/></svg>","mask_w":264,"mask_h":264}]
</instances>
